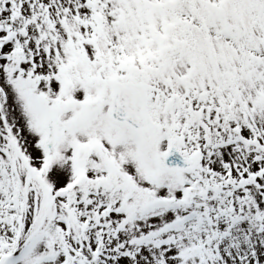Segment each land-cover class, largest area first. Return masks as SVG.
Here are the masks:
<instances>
[{"label":"rangeland","instance_id":"374dc122","mask_svg":"<svg viewBox=\"0 0 264 264\" xmlns=\"http://www.w3.org/2000/svg\"><path fill=\"white\" fill-rule=\"evenodd\" d=\"M0 264H264V0H0Z\"/></svg>","mask_w":264,"mask_h":264},{"label":"water","instance_id":"95a60500","mask_svg":"<svg viewBox=\"0 0 264 264\" xmlns=\"http://www.w3.org/2000/svg\"><path fill=\"white\" fill-rule=\"evenodd\" d=\"M147 104L146 84L131 81L115 83L110 113L116 122L128 124L138 131L154 127L155 122L146 110ZM159 159L171 169L189 170L197 163V157L185 158L174 143L165 155L159 156Z\"/></svg>","mask_w":264,"mask_h":264}]
</instances>
